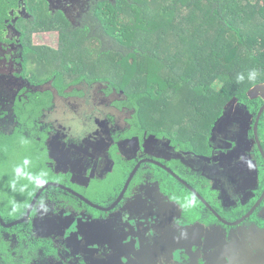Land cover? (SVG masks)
Returning a JSON list of instances; mask_svg holds the SVG:
<instances>
[{"label":"flooded vegetation","instance_id":"flooded-vegetation-1","mask_svg":"<svg viewBox=\"0 0 264 264\" xmlns=\"http://www.w3.org/2000/svg\"><path fill=\"white\" fill-rule=\"evenodd\" d=\"M83 15L76 25L66 19L70 30L94 16ZM12 26L5 38L19 36L0 41V60L35 89L14 98L10 122L0 110V134L26 143L15 102L49 92L50 104L29 127L42 145L44 182L30 196L28 170L20 175L27 186L12 192L0 179V264H264V90L227 103L202 129L185 122L138 133L122 91L110 99L78 85L60 93ZM18 147L22 160L30 150Z\"/></svg>","mask_w":264,"mask_h":264},{"label":"trees","instance_id":"trees-1","mask_svg":"<svg viewBox=\"0 0 264 264\" xmlns=\"http://www.w3.org/2000/svg\"><path fill=\"white\" fill-rule=\"evenodd\" d=\"M21 1L0 0V41L14 42L5 35ZM26 2L34 20L19 19L16 27L26 55L47 67L46 79L53 80L60 93L77 85L92 89L99 82L106 83L111 94L122 91L138 133L144 127L148 133L153 126L165 127L167 118L173 116L168 114L169 109L184 103H189V120L195 119L202 129L232 99L250 102L247 92L264 83V0L99 2L92 17L116 45L130 49L127 56L117 49L101 50L99 37L90 34V22H96L91 16L70 30L69 21L61 13L59 19L49 17L44 0ZM41 33L53 38L39 44L36 41L45 36ZM253 71L256 76L250 79ZM239 75L244 76L243 81L237 79ZM36 77L32 75L29 81L37 84ZM49 100V92L31 93L23 106L18 101L13 106L14 114L19 121L24 120L30 133L25 138L30 153L22 160L20 157L22 164L17 172L9 165L13 157L10 147L13 144L20 154L18 138L22 135L0 134V158L5 160L1 170L6 172L0 174V179L7 192L27 186L31 178L32 196L41 185V177L46 176L43 157L36 151L42 145L34 142L31 129ZM25 170L30 173L27 181L21 178ZM42 170L44 174L39 175Z\"/></svg>","mask_w":264,"mask_h":264},{"label":"rangeland","instance_id":"rangeland-1","mask_svg":"<svg viewBox=\"0 0 264 264\" xmlns=\"http://www.w3.org/2000/svg\"><path fill=\"white\" fill-rule=\"evenodd\" d=\"M47 1V8L46 11L48 12L49 17L51 18H55L57 17V19H59V13H61L65 19H68L72 24L76 25L78 19L82 16H84V12L89 14H95V4L98 1L101 0H46ZM107 2L110 3H114L116 0H105ZM17 19L15 20L12 29H17L16 28V22L18 19H22L24 20V22H32L34 20V18L29 15L27 8H26V0H22L21 1V6L17 12ZM92 17V15H90ZM94 17V16H93ZM92 17V18H93ZM95 18V17H94ZM93 18V19H94ZM84 22H86V19H83ZM96 21V19H94ZM93 26L90 28V34L99 37L101 44V50L103 51H107V50H112V49H117L120 53L122 52V54H124V56H127L130 53V49L128 47H123L121 45H116V41H114L112 38L108 37L103 30L101 29L100 25L98 24V22H90ZM77 27V26H76ZM42 35H45V33H41ZM18 38V34H16L15 31L10 33V37H15ZM51 36V38H53L52 35L47 34L45 36H41V40H37L36 42L39 44H42V42L47 41V39ZM1 56V53H0ZM129 62V61H128ZM11 64V65H10ZM36 68V67H35ZM35 68H31V74H36V70ZM20 69L18 66H13L11 62H7L5 60H0V110L3 112L7 113V117L8 119H6L5 121L8 123L10 122L9 119H11L10 114H11V106L13 104V100L16 96H18L21 92V90L24 89H28V90H33L35 88H30L28 83L26 82L25 78L21 76V74H19ZM40 73V71H39ZM38 73V74H39ZM39 77L37 78H41L42 74L38 75ZM126 80L124 79V82ZM106 83H100L97 85H94V87H92L91 91L92 93L95 91L96 95L99 94H104L106 95L105 98L110 99V92L107 90L106 87ZM46 88H48V86H45ZM264 90L263 86H259V90ZM20 92V93H19ZM73 92V91H70ZM264 95V94H263ZM231 103H234L233 101ZM228 103L225 108L231 104ZM111 104H115V100L113 102H111ZM187 106H189V103L186 104L184 103V105H181L179 107H176L175 110H171L169 109L168 114H172L173 116H169L167 118L168 124L165 127H158V126H153L152 129H160L161 131H164L165 129H167L168 131L171 129V127L174 128H178L181 127V124L185 123V122H191L193 124L194 127L199 128L197 121H190L188 116L189 113L186 111ZM178 116V117H175ZM172 117V118H171ZM185 117V118H184ZM178 118H180V120H178ZM126 116L121 117V120H125ZM47 119L42 118V120L39 123V126L43 127L45 124V121ZM51 122V120H50ZM206 124V123H205ZM18 144H24L25 147H27L28 145L23 142L20 138H18ZM13 148L10 147L11 153L13 155L12 158H10L9 161V165L12 167V169L14 171H19V166H21L22 162L20 160V154L17 151L18 148H16L13 144H12ZM0 149H2V147H0ZM30 163V162H28ZM23 166V165H22ZM260 174H262V171L259 170ZM6 172L4 171H0V174H5ZM40 174H44V171H40ZM1 178V177H0ZM41 184L44 182V176L41 177ZM24 183V182H23ZM223 212H225L223 210ZM226 213V212H225Z\"/></svg>","mask_w":264,"mask_h":264},{"label":"water","instance_id":"water-1","mask_svg":"<svg viewBox=\"0 0 264 264\" xmlns=\"http://www.w3.org/2000/svg\"><path fill=\"white\" fill-rule=\"evenodd\" d=\"M259 86H263V87H264V84H260V85H256V86L252 87V88L247 92V96H248V98H251V97H252V93L256 92L257 89H259ZM260 97H261V96H260ZM263 98H264V96H263ZM232 101L234 102V101H236V99H232L229 103H231ZM263 110H264V104H263L262 108L260 109V111H259V113H258V117L261 115V113L263 112ZM222 119H223V117L221 118V121H222ZM77 229H78V224H77Z\"/></svg>","mask_w":264,"mask_h":264},{"label":"clouds","instance_id":"clouds-1","mask_svg":"<svg viewBox=\"0 0 264 264\" xmlns=\"http://www.w3.org/2000/svg\"><path fill=\"white\" fill-rule=\"evenodd\" d=\"M255 76H256V72L255 71H253L252 73H250V79H253V78H255ZM237 79L239 80V81H243L244 80V76L243 75H239L238 77H237ZM25 163H27V161H25Z\"/></svg>","mask_w":264,"mask_h":264}]
</instances>
